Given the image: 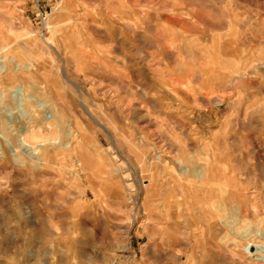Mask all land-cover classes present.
<instances>
[{
	"label": "rangeland",
	"instance_id": "1",
	"mask_svg": "<svg viewBox=\"0 0 264 264\" xmlns=\"http://www.w3.org/2000/svg\"><path fill=\"white\" fill-rule=\"evenodd\" d=\"M254 245L264 0H0V264H264Z\"/></svg>",
	"mask_w": 264,
	"mask_h": 264
},
{
	"label": "bare ground",
	"instance_id": "2",
	"mask_svg": "<svg viewBox=\"0 0 264 264\" xmlns=\"http://www.w3.org/2000/svg\"><path fill=\"white\" fill-rule=\"evenodd\" d=\"M2 69V67H1ZM21 94V92H20ZM47 117L49 118H52L51 116L47 115ZM29 134V130H27L25 136ZM25 136L21 137L20 139V144L21 146L25 147L29 152L30 154H32L33 156H36V157H39L40 155V152H39V148L42 147V145H37L35 146V144H29L26 139H25ZM69 137H72V133H69L68 134ZM56 144H58L57 142H54ZM231 189V188H229ZM262 248L261 246H258V245H254V246H250L249 247V251H250V254L254 257V256H257V260H259L260 262H264V255H262Z\"/></svg>",
	"mask_w": 264,
	"mask_h": 264
},
{
	"label": "crops",
	"instance_id": "3",
	"mask_svg": "<svg viewBox=\"0 0 264 264\" xmlns=\"http://www.w3.org/2000/svg\"><path fill=\"white\" fill-rule=\"evenodd\" d=\"M156 189H157V187H155V186L150 187V190H152V191H156Z\"/></svg>",
	"mask_w": 264,
	"mask_h": 264
}]
</instances>
